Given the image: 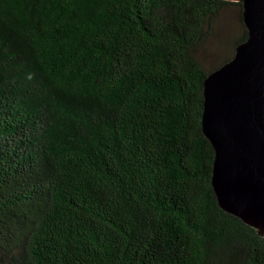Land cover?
<instances>
[{"label": "trees", "instance_id": "1", "mask_svg": "<svg viewBox=\"0 0 264 264\" xmlns=\"http://www.w3.org/2000/svg\"><path fill=\"white\" fill-rule=\"evenodd\" d=\"M230 4L0 0V264H264L202 129Z\"/></svg>", "mask_w": 264, "mask_h": 264}, {"label": "water", "instance_id": "2", "mask_svg": "<svg viewBox=\"0 0 264 264\" xmlns=\"http://www.w3.org/2000/svg\"><path fill=\"white\" fill-rule=\"evenodd\" d=\"M242 1L246 40L204 80L202 129L220 206L264 236V0Z\"/></svg>", "mask_w": 264, "mask_h": 264}, {"label": "rangeland", "instance_id": "3", "mask_svg": "<svg viewBox=\"0 0 264 264\" xmlns=\"http://www.w3.org/2000/svg\"><path fill=\"white\" fill-rule=\"evenodd\" d=\"M242 34L240 8L236 4H230L216 19L213 33L200 46L197 57L207 68L220 65L224 59L234 56L237 46L235 42Z\"/></svg>", "mask_w": 264, "mask_h": 264}]
</instances>
